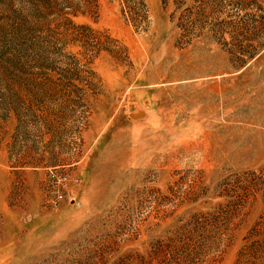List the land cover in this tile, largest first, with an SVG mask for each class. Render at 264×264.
Segmentation results:
<instances>
[{
	"label": "rangeland",
	"instance_id": "1",
	"mask_svg": "<svg viewBox=\"0 0 264 264\" xmlns=\"http://www.w3.org/2000/svg\"><path fill=\"white\" fill-rule=\"evenodd\" d=\"M0 264H264V0H0Z\"/></svg>",
	"mask_w": 264,
	"mask_h": 264
}]
</instances>
